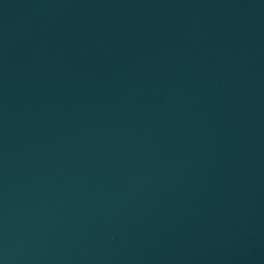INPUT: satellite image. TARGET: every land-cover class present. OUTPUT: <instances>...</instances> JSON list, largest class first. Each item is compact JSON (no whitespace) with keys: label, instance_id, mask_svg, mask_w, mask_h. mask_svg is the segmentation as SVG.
Returning a JSON list of instances; mask_svg holds the SVG:
<instances>
[{"label":"water","instance_id":"1","mask_svg":"<svg viewBox=\"0 0 264 264\" xmlns=\"http://www.w3.org/2000/svg\"><path fill=\"white\" fill-rule=\"evenodd\" d=\"M0 264H264V0H0Z\"/></svg>","mask_w":264,"mask_h":264}]
</instances>
